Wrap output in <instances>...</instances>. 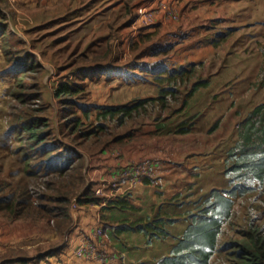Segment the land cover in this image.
I'll list each match as a JSON object with an SVG mask.
<instances>
[{
	"label": "trees",
	"instance_id": "16d2710c",
	"mask_svg": "<svg viewBox=\"0 0 264 264\" xmlns=\"http://www.w3.org/2000/svg\"><path fill=\"white\" fill-rule=\"evenodd\" d=\"M127 6L129 9V2ZM5 31L11 33L7 27L0 34L3 35ZM225 35L224 32L220 37ZM149 39V33L141 32L136 39L130 40L132 55L123 62L74 65L51 89L54 97L63 104L65 127L71 133L76 132L83 142L93 141L88 147L90 150L96 149L93 147L98 145L97 151H87L89 156L105 150L103 135L110 134L114 127L127 126L155 113L160 114L156 116L159 120H169L185 109L199 89L210 85V79L201 74L203 61L173 67L169 63L173 46H147L145 41ZM259 45L261 62L253 86H264V42ZM7 50L13 55L10 45ZM110 53L112 47L108 48L105 56L108 58ZM86 54L82 51L79 57L86 58ZM145 55L148 57L145 58ZM78 58L72 62L76 63ZM10 66L12 72L18 73L19 80L15 85L21 87L12 90V95L22 104L21 110L12 116L8 124L11 131L16 132V139L20 143L12 154L15 155L14 163L21 178L7 193L0 194V217L6 221L20 219L37 222L44 219L48 228L63 241L73 222V197L76 196L77 206L102 204L104 196L95 192V186L101 182L88 176L89 171L85 169L86 153L67 143L58 142L49 128L50 118L45 112L48 107L40 101L44 94L41 80L44 71L49 70L37 53L26 50L23 55H13ZM113 76L122 81L149 82L156 86V94L134 96L128 102H100L93 98L80 102L78 93L88 90L89 81L102 77L110 80ZM25 77L32 79L31 85L25 86L32 92L27 93L21 86ZM91 112L94 113V125L85 128L86 120L91 121ZM194 120V115L184 118L172 131L185 135L192 131ZM217 126L215 121L207 131L212 132ZM235 127L237 139L226 150L223 159L222 172L227 179V187H212L193 202L192 208L186 207L180 212H171L164 206L187 205L189 201L182 198V192L165 199L151 215L119 220L100 215L104 229L116 234L124 231L141 232L147 242L153 238L174 235L171 227L181 219L186 220V227L175 236L176 241L168 253L153 262L141 261L136 264H208L214 255L224 251L230 264H264V231L258 226L243 229L239 238H228L225 244H221L224 227L233 220L234 198L250 194L258 188L264 191V100L252 106ZM132 129L115 134L114 141L122 142L132 136L135 128ZM147 179L145 176L146 182L149 181ZM3 187L0 183V190ZM44 190L53 191V194L48 195ZM128 195L117 194L102 206L108 209H134ZM41 250L40 247L38 251ZM41 258V254L31 255L23 247L7 246L0 250V264H28Z\"/></svg>",
	"mask_w": 264,
	"mask_h": 264
},
{
	"label": "rangeland",
	"instance_id": "374dc122",
	"mask_svg": "<svg viewBox=\"0 0 264 264\" xmlns=\"http://www.w3.org/2000/svg\"><path fill=\"white\" fill-rule=\"evenodd\" d=\"M127 2L130 3L129 9ZM77 5L81 6V9L73 10ZM141 6L150 7L148 0H0V31L7 27L11 31V33L5 31L3 35L0 34V183L4 185L0 194L7 193L21 178V173L18 172L17 165L14 163L15 155L12 154L17 151V146L20 143L16 139V132L11 131L8 127L12 116L20 112L22 107L18 98L12 95V90H18L21 87L15 85L19 78H17L18 73L10 70L11 57L23 55L24 51L32 50L37 53L40 61L49 70L44 71L41 80L44 94L40 99L41 103L48 107L45 112L50 118L49 128L58 142L67 143L84 154L86 153L85 169L90 171L93 167L89 162L93 157L96 160L100 158L101 153H92L89 156L87 154V151L90 150L88 147L93 141L83 142L81 138H78L76 132L71 133L65 127L63 104L60 103V99L54 97L51 89L76 64L105 63V61L116 57L118 59L119 55L124 56V52L127 51L125 47L127 41L124 37L125 35L127 37L133 29H137L133 28L131 24L136 20L138 9ZM197 6H200V16H209L208 19L202 21L205 26L211 30L221 29L220 32L226 34L223 37L215 35L217 44L211 49L207 45H201L202 52L210 53L204 58H209L207 61L211 60L206 62L211 74L207 70L203 72L204 61L201 72L202 76L210 79V85L199 89L185 109L172 116L170 121L159 120L160 118L158 119L156 116L160 114L155 113L127 126L114 127L110 134L103 135L105 151L119 152L121 148L125 147L124 145H127L132 151L144 149L145 155L149 156L147 160L150 161L136 162L152 163L151 166L159 165L162 161L160 153L165 151L164 147L176 144L171 140L179 136L172 131L178 122L193 115L195 120L202 114L209 118L215 112L218 117L214 121H217L218 128L214 130V133H221L222 140L219 145L223 149H228L237 139L236 123L252 106L264 100V86L252 85L261 62L259 44L264 42V0H204L199 1ZM176 7L180 9V4ZM218 13L220 16H216ZM162 15V12L157 13L155 20L161 19ZM182 15L181 12L179 17L181 18ZM135 22H139V19ZM122 29H126L123 35ZM197 34L191 38L199 37L200 34ZM88 44H91L89 48H87ZM9 45L13 48V55L7 50ZM110 47H112V53L107 58L105 53ZM74 49L75 51H73ZM82 51L87 53L84 55L86 58L79 57ZM92 53H96L98 57ZM213 53L214 55H212ZM74 58H78L76 63L72 62ZM219 59H222L220 64ZM217 66L220 68L218 70L220 73L217 71ZM223 67L226 69L229 67L230 71H222ZM31 82L32 79L25 77L21 83L27 93L32 92L30 88L25 87L31 85ZM110 83L112 86H109ZM152 87L156 88L149 82L101 78L89 81L88 90L79 92L77 97L80 102L91 101V98L100 102H128L134 96H138L140 92L143 93ZM210 110L212 111L210 112ZM78 113L81 114V111ZM91 116L90 122L86 120L85 128H91L94 125L92 124L95 122L93 112H91ZM214 121L207 126V130ZM132 128H135L132 136L125 138V141L122 142L114 141L115 134ZM205 132L208 133V131ZM198 136L201 137L200 134ZM184 144L186 146V143ZM203 144H208V142H203L202 146ZM93 148H96L91 149L93 152L97 151L98 145ZM91 150L90 152H92ZM186 157L192 158L191 156ZM218 173L216 171L214 175L216 178L221 176ZM91 175H93L91 178L95 179L96 176L93 172L88 174V176ZM208 180L206 178L204 182L192 184L186 188L182 198L189 201L188 208H192L193 202L202 196L199 192L209 186ZM166 184H169V180ZM223 187H227V183ZM43 192L48 195L53 194V191L50 190ZM75 198L76 196L73 197V201ZM234 201L233 220L232 223L224 227L221 244H225L228 238H239L241 230L251 226H258L264 231L263 189L258 188L250 194L236 197ZM72 214L76 217V207L72 209ZM186 225V220L181 219L172 226L174 235L167 238H153L150 242H147L146 237L143 238L139 232H128L131 235L138 234L140 236V241L127 246L128 258L135 259L140 256L143 257L140 259L144 262H153L155 257L169 252L176 241L175 232L181 233ZM0 226L1 228L3 226L13 227L15 235L24 234V238L19 240V243L29 244L31 255H35L40 247L43 251L57 252L58 244L64 243L58 234L52 235L54 231L48 228L44 219L37 222L20 219L6 221L0 217ZM41 240H44V245H36ZM61 244L59 247L62 246ZM121 247L124 246L121 245ZM225 254L224 251L214 255L208 264H230ZM31 263L37 264V260L31 261Z\"/></svg>",
	"mask_w": 264,
	"mask_h": 264
},
{
	"label": "crops",
	"instance_id": "0c3cea01",
	"mask_svg": "<svg viewBox=\"0 0 264 264\" xmlns=\"http://www.w3.org/2000/svg\"><path fill=\"white\" fill-rule=\"evenodd\" d=\"M162 1H164L166 5L177 14V18L166 15L161 11L163 13L161 19L143 25L139 22H135L137 20L136 17V20L132 22L131 26L137 28L135 29L137 31L133 29L127 37L126 35L124 37L127 41L125 46L127 51L124 52V56L119 55L120 57L118 59L116 57L112 60L105 61V63L109 64L111 61L123 62L129 58L132 55V51L129 48V42L132 39H136L138 34L142 32V34L149 33L151 36L149 41H145L147 46L163 44H171L173 46L169 53V63L173 67L186 65L190 62L204 61L205 67L203 72L206 70L209 72L207 63L211 60L207 61L209 58L204 57L210 53L202 52L201 45H207V47L211 49L212 46H215L216 44L214 43L216 40V37L214 38V36L221 35L222 32L220 31L222 30H211L202 22L209 18V16L204 17L199 14L200 6H197V4L199 1L202 2L204 0ZM158 3L159 0H148L150 7H156ZM179 4L180 9L176 7V5L179 6ZM77 9H81V6L79 7L77 5L73 8V10L76 11ZM180 11L183 13V18L179 17V14H181ZM216 16H220V14L218 13ZM154 23L156 24V27H154ZM125 31L126 29L121 30L122 35ZM197 33L200 34L199 37L195 39L191 38L194 34L198 35ZM121 39L123 38L121 37ZM90 45L91 44H88V46ZM214 53L212 55H214ZM147 57L148 55H145V58ZM218 62L220 64L222 59H219ZM85 65L88 64H82V66ZM218 66L217 71L220 69ZM223 70L228 72L230 71V68L228 67L226 69L223 67L222 71ZM209 73L211 74V72ZM218 73H220V71H218ZM102 78L107 79V77ZM115 79L118 78L113 76L110 80ZM109 86H112V84L110 83ZM156 91V88L152 87L148 88L143 93L140 92L139 95L156 94ZM211 111L212 110H210V112ZM217 117L216 112L209 118L204 117V114L197 117L191 132L185 135H179L176 139L173 138L171 141H175L176 144H173V146H165V151L161 153L159 152L162 161L159 165L154 164V166H151V173L145 175L148 177L147 180L149 181L146 182L144 176L140 182L132 187H130V176L125 174L123 170L126 165L136 161H150L147 160L149 159V156L145 155L146 152L144 149L132 151L127 145H124L125 147L121 148L119 152H114V150H104L101 153L100 158L97 160L93 157L89 162L90 166L93 167V169L89 171V174L90 172H93L94 176H96L95 178L99 179L101 183L106 182L105 185L109 186L112 193L116 195L128 193V198L130 203L133 204L134 209H108L103 208L101 204L76 206L77 215L76 217L73 216L71 229L67 232L62 241L64 243L58 244L56 248L57 252H47L43 250L37 251V254L42 255L41 259H37V264H136L143 261L140 259L143 257L139 256L135 259H131L128 258V255L126 254L127 246L140 241V236L138 234L131 235L128 233L130 231L116 234L110 229H104L100 215L103 214L105 217L112 220H119L122 218L135 219L140 216L151 215L165 199L170 198L178 192L184 193L188 186L192 184L196 185L202 181L204 182V179L206 178L209 179L207 183L209 186L199 193L204 194L214 186L223 187L227 183V179H225L222 173L224 154L227 149H223V147L219 145L220 140H222L221 133H214V131L212 133L205 132L207 131V126L216 120ZM199 131H201L199 133L201 137L197 134ZM205 141H207L208 144H203L202 146V143ZM184 143H186V146ZM200 146H202V148H199ZM186 156H191L192 158H187ZM216 171L219 172L218 174L221 176L216 178L214 176ZM90 177H93V175ZM168 180L169 184H166ZM187 205H170L164 206V208L171 212H180L185 210L186 207H188ZM99 225L103 229V244L98 247V255L95 258H86L74 254V246L82 242L84 239H93V229ZM139 233L142 234L141 232ZM175 233L176 235L180 234V232ZM52 235L55 236L57 233L54 232ZM23 238L24 234H14L13 227L3 226V228H1L0 226V250H4L7 246L23 247L27 248L31 254V246H29V244L23 245L19 243V240H22ZM143 238H145L144 235ZM38 242L36 245H44V240ZM60 244L62 246L59 247ZM121 245L124 247L122 248ZM156 258L157 257H155V259ZM28 264L32 263L29 262Z\"/></svg>",
	"mask_w": 264,
	"mask_h": 264
},
{
	"label": "built area",
	"instance_id": "2783aa9c",
	"mask_svg": "<svg viewBox=\"0 0 264 264\" xmlns=\"http://www.w3.org/2000/svg\"><path fill=\"white\" fill-rule=\"evenodd\" d=\"M164 12L173 18H177V14L169 8L166 3L159 0L156 7L150 8L148 6H141L138 9L137 19L139 23L146 25L155 22V15L159 12ZM123 172L130 176V187L140 182L142 176L151 173V164L148 162H134L126 166ZM95 192L99 195L104 196L105 200L103 204L109 199H113L116 194L112 193L111 188H109L105 183H99L95 186ZM77 206L76 202L73 201L71 204L72 209ZM93 239H84L79 244L75 245L73 248V253L86 258H95L98 255V247L103 244V229L99 225L93 229Z\"/></svg>",
	"mask_w": 264,
	"mask_h": 264
}]
</instances>
